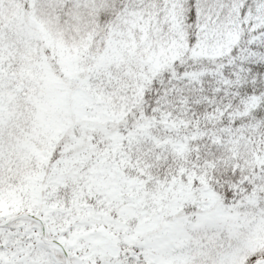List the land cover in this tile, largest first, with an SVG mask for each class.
<instances>
[{
  "label": "snow or ice",
  "instance_id": "6c2138e0",
  "mask_svg": "<svg viewBox=\"0 0 264 264\" xmlns=\"http://www.w3.org/2000/svg\"><path fill=\"white\" fill-rule=\"evenodd\" d=\"M0 264H264V0H0Z\"/></svg>",
  "mask_w": 264,
  "mask_h": 264
}]
</instances>
